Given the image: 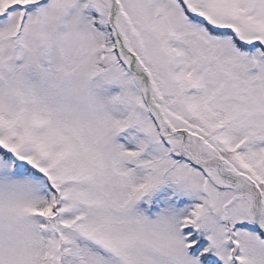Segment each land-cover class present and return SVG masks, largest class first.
Returning <instances> with one entry per match:
<instances>
[{
	"label": "snow or ice",
	"instance_id": "1",
	"mask_svg": "<svg viewBox=\"0 0 264 264\" xmlns=\"http://www.w3.org/2000/svg\"><path fill=\"white\" fill-rule=\"evenodd\" d=\"M0 264H264V0H0Z\"/></svg>",
	"mask_w": 264,
	"mask_h": 264
}]
</instances>
